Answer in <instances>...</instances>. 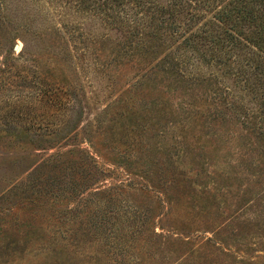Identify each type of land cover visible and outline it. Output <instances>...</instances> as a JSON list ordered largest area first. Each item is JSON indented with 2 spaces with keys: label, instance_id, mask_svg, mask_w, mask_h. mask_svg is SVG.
I'll return each mask as SVG.
<instances>
[{
  "label": "rangeland",
  "instance_id": "1",
  "mask_svg": "<svg viewBox=\"0 0 264 264\" xmlns=\"http://www.w3.org/2000/svg\"><path fill=\"white\" fill-rule=\"evenodd\" d=\"M95 1L0 0V264H264V75L183 45L221 4Z\"/></svg>",
  "mask_w": 264,
  "mask_h": 264
},
{
  "label": "trees",
  "instance_id": "2",
  "mask_svg": "<svg viewBox=\"0 0 264 264\" xmlns=\"http://www.w3.org/2000/svg\"><path fill=\"white\" fill-rule=\"evenodd\" d=\"M124 1L102 0L100 2L98 0L94 2V5L101 11H112L115 7H124L125 5L130 10L134 8L138 13L144 8L152 11L151 16H149L151 22H145V24L157 35L166 31H171L172 35H181L189 29L190 23L200 18L196 14V9L190 10L192 7L191 0H169L165 5L157 4L156 0H127L128 5ZM219 3L221 9L212 15L211 19L205 21L198 31L183 37V45L202 55L206 53L203 48L205 47L209 51L211 46L219 56L222 55L220 53H236L237 58L243 57L239 62L241 64L239 73L243 75L247 73L242 62L246 66H250L251 63L252 67L248 71V78L252 80L262 78L264 75V0H205L202 2V6L214 8L215 4ZM184 9L187 10L188 16H185L184 21L180 24L177 17L179 14L182 16ZM106 16L112 20L111 23L122 22V20L117 21L118 18L115 15L113 17ZM132 20L138 24L136 20ZM248 54H250L249 59L245 58ZM225 58L227 57L225 56ZM39 92L45 91L40 87ZM51 100L53 98L49 101ZM63 130L66 129L63 128ZM52 131V129L46 128L43 134H50ZM92 161L95 163L93 159Z\"/></svg>",
  "mask_w": 264,
  "mask_h": 264
}]
</instances>
